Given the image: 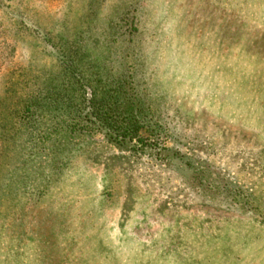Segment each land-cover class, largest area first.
I'll list each match as a JSON object with an SVG mask.
<instances>
[{"label": "rangeland", "instance_id": "obj_1", "mask_svg": "<svg viewBox=\"0 0 264 264\" xmlns=\"http://www.w3.org/2000/svg\"><path fill=\"white\" fill-rule=\"evenodd\" d=\"M63 61L146 150L54 109ZM0 264H264V0H0Z\"/></svg>", "mask_w": 264, "mask_h": 264}, {"label": "trees", "instance_id": "obj_2", "mask_svg": "<svg viewBox=\"0 0 264 264\" xmlns=\"http://www.w3.org/2000/svg\"><path fill=\"white\" fill-rule=\"evenodd\" d=\"M82 65L63 61V74L69 77L70 83L52 94L54 109L68 110L76 118L84 116L121 148L146 150L147 144L139 133L144 117L137 109V100L127 91V80L119 78L110 84L104 82L102 87L90 88ZM89 89L91 98H87Z\"/></svg>", "mask_w": 264, "mask_h": 264}]
</instances>
